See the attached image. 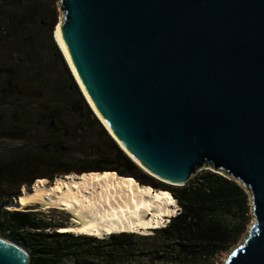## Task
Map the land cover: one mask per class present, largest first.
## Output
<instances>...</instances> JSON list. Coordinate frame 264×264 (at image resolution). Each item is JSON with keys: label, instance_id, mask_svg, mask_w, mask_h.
<instances>
[{"label": "water", "instance_id": "obj_1", "mask_svg": "<svg viewBox=\"0 0 264 264\" xmlns=\"http://www.w3.org/2000/svg\"><path fill=\"white\" fill-rule=\"evenodd\" d=\"M57 7L54 40L120 149L172 187L200 169L239 184L253 222L222 264H264V0H59ZM28 258L0 236V264Z\"/></svg>", "mask_w": 264, "mask_h": 264}, {"label": "trees", "instance_id": "obj_2", "mask_svg": "<svg viewBox=\"0 0 264 264\" xmlns=\"http://www.w3.org/2000/svg\"><path fill=\"white\" fill-rule=\"evenodd\" d=\"M31 4L32 1L24 9L13 12L0 10V22L3 24L2 30L4 31L0 36L14 38L17 36L16 30L21 26L36 23L40 14L37 7ZM63 68L67 76V84L60 91L64 96L73 95L82 113L76 115L75 107H66L61 103L46 106L42 112L37 113L36 109H31L35 105L30 103L31 100H23L22 103H19L29 110L34 117L35 124H42L41 126L45 128L48 138L37 145V150L50 149L49 155H47L49 158L54 157L55 162L49 161L48 166L55 168L44 175H38L35 169H38L39 166L19 165L12 159L6 160V158L0 157V236L26 249L29 253V264H61L71 253L74 256L83 254L87 250L91 251L94 248L92 245L94 243L112 245L111 260L113 264H123L124 259L134 256L133 254L137 252V249L132 246L134 234L112 235L108 242L89 238L82 239L66 234L50 235L45 233L48 224L37 219L33 213L4 209L7 204L18 199L22 188L29 190L37 180H54L55 176H67L72 172L78 175L83 173L84 171L81 169L63 168L62 164L57 162L58 158L63 156L70 146H75L81 151L86 148L88 156L98 158L85 166L95 169L88 172H115L117 168L134 171L136 167L90 110L64 63ZM9 73L3 79L4 82L0 85V89H3L2 86L7 84L9 93L13 95L16 93L17 87ZM39 75L40 73H38ZM38 80L40 81L39 77L33 79V81ZM0 95L2 101L4 98L18 99L14 96H7L3 90L0 91ZM2 116H6L7 121L4 122V117L0 120V139L5 138L27 145L28 140L25 138L26 135H23L24 132L27 133V123L25 124L27 118L22 113L13 112L7 106H5ZM81 119H87L92 123V127L98 135L95 140L89 142L84 134L85 130H83ZM72 123L74 127L71 126ZM108 167L113 170H107ZM121 176L128 177V175ZM132 177L139 184L156 188V182L153 179L142 178L140 180L135 175ZM170 187L165 190L169 191L175 199L181 208V214L172 219L165 229L155 231L166 235L165 243L170 242V244L164 245L167 249L176 251L174 255H169L165 249L163 255L168 261H175L176 258L185 259L194 264L208 261L215 255L226 252L246 230L248 219L245 215L248 213L246 206L248 197L244 189L235 181L210 171H204L198 178L188 182L187 186L174 187V189ZM82 240H88L86 248L82 245ZM77 243H79V247L81 246L80 249L74 248ZM140 252L135 254L136 258H139Z\"/></svg>", "mask_w": 264, "mask_h": 264}, {"label": "rangeland", "instance_id": "obj_3", "mask_svg": "<svg viewBox=\"0 0 264 264\" xmlns=\"http://www.w3.org/2000/svg\"><path fill=\"white\" fill-rule=\"evenodd\" d=\"M30 1H32L31 5H35L37 7V10L40 14V16L36 20V23L33 25L21 26L19 29L16 30L17 36H15L14 38L13 37L4 38V36H0L1 39L0 40V85L3 84L4 82L3 79L6 78L7 73L10 72L9 74L10 76L13 77L12 78L13 82L17 87L16 93H14L13 95L9 93L7 84L6 85L4 84L5 86H2L3 89H0V91L3 90L7 96L10 95L11 97L14 96L18 98L16 100L15 99L13 100L11 98L9 99L4 98V100L2 101L1 100L2 96L0 95V120L4 117V122L7 121V117L2 116L5 106L11 108L12 111L15 113L18 114L22 113L23 116L27 118V120L25 121V124L27 123L26 126L27 133L24 132L23 135L24 136L26 135L25 138L28 140L27 141L28 144L26 145V144L16 143L15 141L2 138L0 139V157L6 158V160L12 159V161L14 160V162L19 165L28 164L31 167L39 166L38 169H35L36 173L38 175H44V173L50 172L51 170H53L52 168H55L48 166L49 161L52 160L53 162H55L54 157L51 158L48 157L50 149L44 151L37 150V145L41 144L43 141L46 140V138H48L46 134V130L43 126H41L42 124L39 125L35 124L34 117L29 112V110H26V108L24 106L19 105V103L20 102L22 103L23 100L25 101L31 100L30 103L35 104L34 106L31 107V109H36L37 111L35 112L37 113L42 112L46 106H51L53 104H59V103L64 104V106L66 107H71V106L72 108L75 107L74 109L76 110V112L74 113H76V115H79L80 112L82 113V110L80 109L79 105L76 103V100L73 95L64 96L63 92L60 91L64 89L65 84H67L66 82L67 76L63 68V63L66 66L67 70L69 71L74 81L75 79L69 69V66L64 56L62 55L59 47L57 46L54 40V31L57 25H59L61 18V15L57 7L59 0H0V10L10 11V12L18 11L19 9L20 10L24 9L26 5H29ZM2 26L3 24H1L0 22V28H1L0 35H2L1 32L2 33L4 32L2 30ZM38 73H40L39 76ZM34 74L35 76H33ZM38 77L40 78V81L39 80L33 81V79ZM74 109L73 111H75ZM80 121L81 123L83 122L82 127L83 130H85L84 134L89 139V142L95 140L98 137V135L96 130L92 127V123L87 119H81ZM71 126L74 127V124L72 123ZM15 134H18V132H15ZM84 149H85L84 151H81L80 149L75 148V146H70V148H68V150L65 151L63 156H60L58 158L57 162L61 163L62 167L68 170L81 169L84 172L95 170L94 168L85 167V166L91 164L94 159L96 160L98 158H92L88 156L89 154L87 155L88 153L87 149L86 148ZM106 169L113 170L110 167ZM204 171H208V170L200 169L196 171V173L189 178L188 182L198 178ZM132 172H134V175L136 176L137 179L140 180H142V178L153 179L156 182L155 184L156 188L153 189H168L167 187H170L144 174L137 166ZM69 175H78V174L72 172ZM40 180H46V179H40ZM46 182L47 184H51L53 181L51 182L46 180ZM188 182L186 183L185 186H187ZM170 188L174 189V187H170ZM22 189L28 190L27 188H22ZM247 197L248 198H247L246 206L248 208V213L245 215V217L248 219V221L244 233L241 235L238 241L235 244H233L226 252L217 254L208 261H204L198 264H222L226 259L227 255L231 253L233 249H235L239 244L243 242L247 234V231L253 222V217L251 215V209H250V199L248 195ZM22 211L27 213H33L37 219H40V221H42L45 224L50 223L52 226L53 225L55 226L60 223L63 224L71 219L69 216L68 217L70 219L67 217L66 214L58 210H47L46 212L41 211V208L38 205L29 207L27 209H23ZM53 230L54 229L52 228L48 231H45V233L46 234L53 233ZM60 230L61 229H58L57 232ZM129 235H133V234H129ZM147 236L150 238H146V239L140 238ZM78 237L95 239L92 237H84V236H78ZM134 237H135L133 238L134 244L132 246L137 249V252L133 254L134 256L124 259L123 264L168 263L167 259H164L160 263L158 261L155 260L153 261L148 258L138 259V257L137 258L135 257V254H137L138 251L145 252L150 249L154 251L156 247L159 246L164 247L165 241L167 240L166 235L161 233H153L151 231L145 236L135 235ZM110 239L111 238H109V240ZM80 247H79V243H77V245L74 248L80 249ZM175 261L176 263L173 264H194L193 262L186 261L185 259L176 258ZM66 262L70 263V260L66 259Z\"/></svg>", "mask_w": 264, "mask_h": 264}, {"label": "bare ground", "instance_id": "obj_4", "mask_svg": "<svg viewBox=\"0 0 264 264\" xmlns=\"http://www.w3.org/2000/svg\"><path fill=\"white\" fill-rule=\"evenodd\" d=\"M36 205L41 211L58 210L71 218L60 234L98 240L122 234L145 236L166 228L177 215V203L167 190L153 189L111 171L56 177L51 184L37 180L4 209L22 211Z\"/></svg>", "mask_w": 264, "mask_h": 264}, {"label": "flooded vegetation", "instance_id": "obj_5", "mask_svg": "<svg viewBox=\"0 0 264 264\" xmlns=\"http://www.w3.org/2000/svg\"><path fill=\"white\" fill-rule=\"evenodd\" d=\"M115 172H116V174H120V175H128V176L134 175V172L128 171V170H125L122 168H117ZM132 176H130V177H132ZM48 181L52 182L53 180H48ZM69 225H70L69 221L65 222L63 224L62 223L57 224L55 226L54 225L52 226L49 223L47 230H50L52 228L54 229L53 233H50V235L51 234H60L57 232V230L58 229H65V228L69 227ZM154 233H158V232H154ZM66 235H70V234H66ZM71 236H73V235H71ZM82 239H84V238H82ZM85 239H87V238H85ZM82 241H83L82 245L86 248V246H88V244H87L88 240H82ZM92 245L94 248L91 251L87 250L83 254L74 255V256H72L71 255L72 253H71L70 256L68 258H65V260L61 264H113V262L111 260V256L113 253L112 245H110L109 243H102V244H95L94 243ZM165 248H166V246H164V247L159 246V247H156L154 251L152 249L145 251V252L141 251L139 253L138 259L148 258L150 260H153V261L155 260V261H158L161 263L164 259H166L165 256L163 255L165 252ZM66 259H69L70 263L66 262ZM167 262L168 263H166V264L176 263V261H172V262L167 261ZM131 264H135V263H131Z\"/></svg>", "mask_w": 264, "mask_h": 264}, {"label": "built area", "instance_id": "obj_6", "mask_svg": "<svg viewBox=\"0 0 264 264\" xmlns=\"http://www.w3.org/2000/svg\"><path fill=\"white\" fill-rule=\"evenodd\" d=\"M180 214H181V208L179 207V206H177V215H176V217H174V218H177L178 216H180ZM173 218V219H174ZM172 219H169V221H171ZM170 223H168L167 224V226L169 225ZM165 229V228H164ZM160 230H163V229H160ZM160 230H156V231H160ZM48 231V230H47ZM58 232H60V231H58ZM153 233L155 232V231H152ZM109 238L110 237H108L107 239H102V240H99V241H103V242H108L109 241ZM166 245H168V244H170V242H167V243H165ZM166 249V252H168L169 253V255H174L175 253H176V251H172V250H170V249H167V248H165ZM126 263H127V261H126Z\"/></svg>", "mask_w": 264, "mask_h": 264}]
</instances>
